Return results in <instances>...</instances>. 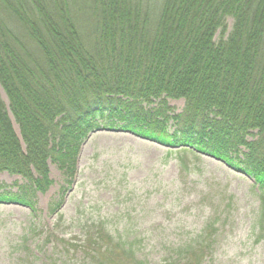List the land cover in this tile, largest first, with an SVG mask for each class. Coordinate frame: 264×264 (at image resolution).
<instances>
[{"label":"trees","instance_id":"obj_1","mask_svg":"<svg viewBox=\"0 0 264 264\" xmlns=\"http://www.w3.org/2000/svg\"><path fill=\"white\" fill-rule=\"evenodd\" d=\"M0 85V173L24 180L0 184V204L35 210L51 166L66 192L99 131L212 157L264 190V0H0ZM215 233L161 263H211ZM58 241L61 264H146L105 221Z\"/></svg>","mask_w":264,"mask_h":264},{"label":"rangeland","instance_id":"obj_2","mask_svg":"<svg viewBox=\"0 0 264 264\" xmlns=\"http://www.w3.org/2000/svg\"><path fill=\"white\" fill-rule=\"evenodd\" d=\"M0 94L9 106L1 85ZM170 103L184 108L183 100ZM78 168L75 184L61 193L62 175L51 166L54 184L38 196L35 210L0 204V264H61L58 238L77 237L83 224L98 220L115 235L136 239L146 264H164L170 246L212 228L209 264H264V190L223 162L99 131L84 144ZM0 184L16 193L24 180L1 172ZM53 201L61 202L55 215ZM81 254L69 256L70 264H85Z\"/></svg>","mask_w":264,"mask_h":264}]
</instances>
